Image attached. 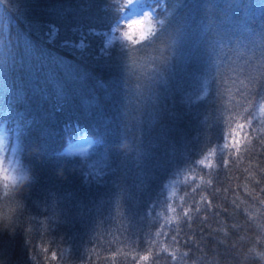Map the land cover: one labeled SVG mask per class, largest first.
Returning <instances> with one entry per match:
<instances>
[{
    "label": "trees",
    "instance_id": "obj_1",
    "mask_svg": "<svg viewBox=\"0 0 264 264\" xmlns=\"http://www.w3.org/2000/svg\"><path fill=\"white\" fill-rule=\"evenodd\" d=\"M113 8L112 0H0V149L7 158L18 143L28 176L15 234L0 233V264H44L43 246L61 264H92L122 243L161 249V264H262L249 252L259 232L229 202L243 173L221 171L228 198L213 196L211 210L196 212L190 190L198 161L222 140L216 73L233 61L264 70V0ZM144 12L171 21L174 57L137 93L113 28ZM83 137L89 148L66 154Z\"/></svg>",
    "mask_w": 264,
    "mask_h": 264
},
{
    "label": "clouds",
    "instance_id": "obj_2",
    "mask_svg": "<svg viewBox=\"0 0 264 264\" xmlns=\"http://www.w3.org/2000/svg\"><path fill=\"white\" fill-rule=\"evenodd\" d=\"M132 2L112 0L113 11L122 14ZM113 31L118 33L117 39L125 54L126 75L134 91L143 93L166 75L174 57L175 42V29L169 19L144 12L140 16L120 20L119 26L114 27ZM260 64V61L251 64L233 61L216 73V98L222 114L219 121L223 126L222 140L213 143L206 152L204 159L207 163H201L204 160L198 161L203 171L195 178L196 183L190 191L196 195V212H200L205 204L211 210L213 196H219L223 191L225 198H228V188L222 190L219 186L221 171L227 174L230 166L239 169L243 179L237 175L236 179L240 183L232 185L234 197L229 202L243 212L247 225L259 232L249 252L264 264V251L256 247L264 243V196L261 195L264 193V183L261 181V177H264V163L261 161L264 155V122L257 119L255 111V105L264 101V70ZM26 167L22 157L10 160L0 149V233L7 231L9 235H14L26 209L22 191L28 182ZM254 185H260L259 190ZM236 188L239 191H235ZM181 213L187 215L183 210ZM41 250L47 253L44 264H61L55 250L48 253L46 246L41 247ZM161 251L154 250L151 245L139 249L131 243H122L101 255H95L92 264H100L101 261L103 264H161L157 259ZM144 255L149 257L146 262L140 259Z\"/></svg>",
    "mask_w": 264,
    "mask_h": 264
},
{
    "label": "rangeland",
    "instance_id": "obj_3",
    "mask_svg": "<svg viewBox=\"0 0 264 264\" xmlns=\"http://www.w3.org/2000/svg\"><path fill=\"white\" fill-rule=\"evenodd\" d=\"M139 2H140V0H133V2L130 5H131V7H138ZM141 11H142L141 9L139 11L134 9L131 12V14L135 15L136 13L138 14ZM4 139H5L4 133H3L2 130H0V142L3 141ZM90 143H91V139L90 138L79 139L78 141H76V142L72 143L71 145H69L65 149V152L68 155L81 154V153L85 152L89 148ZM7 158L10 159V160H15V159L19 158L18 143L14 144V146L11 149V151L8 153Z\"/></svg>",
    "mask_w": 264,
    "mask_h": 264
},
{
    "label": "snow or ice",
    "instance_id": "obj_4",
    "mask_svg": "<svg viewBox=\"0 0 264 264\" xmlns=\"http://www.w3.org/2000/svg\"><path fill=\"white\" fill-rule=\"evenodd\" d=\"M141 35H143L141 33ZM255 111L257 114V119H259L261 122H264V101L260 102L259 104L255 105ZM237 136L240 135L239 132L236 133ZM208 161H201V163H207ZM140 259L142 261H148L149 257L148 255L141 256Z\"/></svg>",
    "mask_w": 264,
    "mask_h": 264
}]
</instances>
